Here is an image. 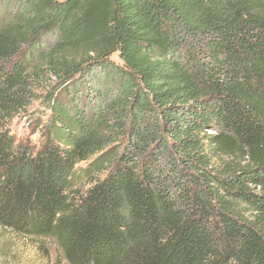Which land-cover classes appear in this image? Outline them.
I'll return each instance as SVG.
<instances>
[{"label":"trees","instance_id":"obj_1","mask_svg":"<svg viewBox=\"0 0 264 264\" xmlns=\"http://www.w3.org/2000/svg\"><path fill=\"white\" fill-rule=\"evenodd\" d=\"M39 92L35 148L7 122ZM0 227L67 264H264V0H0Z\"/></svg>","mask_w":264,"mask_h":264},{"label":"rangeland","instance_id":"obj_2","mask_svg":"<svg viewBox=\"0 0 264 264\" xmlns=\"http://www.w3.org/2000/svg\"><path fill=\"white\" fill-rule=\"evenodd\" d=\"M37 100L7 122V129L16 142L28 143L37 148L40 143V127L48 111ZM83 165H79L82 167ZM0 264H67L51 239L25 237L0 227Z\"/></svg>","mask_w":264,"mask_h":264}]
</instances>
